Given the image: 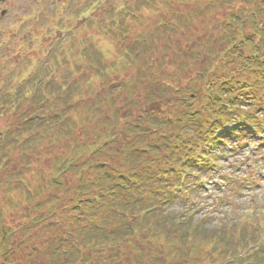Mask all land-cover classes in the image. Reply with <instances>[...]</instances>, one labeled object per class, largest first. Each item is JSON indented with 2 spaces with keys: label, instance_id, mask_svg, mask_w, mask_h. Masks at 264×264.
<instances>
[{
  "label": "trees",
  "instance_id": "1",
  "mask_svg": "<svg viewBox=\"0 0 264 264\" xmlns=\"http://www.w3.org/2000/svg\"><path fill=\"white\" fill-rule=\"evenodd\" d=\"M146 1L172 20L130 38L124 7L113 57L89 42L71 44L67 58L60 43L29 80L5 82L0 172L28 167L46 146L61 151L33 183L22 168L0 176V224L2 208L25 205L36 232L63 226L45 264H264V210L253 200L225 222L195 216L203 187L230 186L228 198L259 174L227 171L264 166V0H175V10ZM99 3L82 0L72 13ZM253 143L248 167L235 156ZM24 226L0 227L2 256Z\"/></svg>",
  "mask_w": 264,
  "mask_h": 264
},
{
  "label": "rangeland",
  "instance_id": "2",
  "mask_svg": "<svg viewBox=\"0 0 264 264\" xmlns=\"http://www.w3.org/2000/svg\"><path fill=\"white\" fill-rule=\"evenodd\" d=\"M81 1L6 0L0 2V12L6 10L5 15L0 16V94L5 89H9L5 82L10 83L11 87L19 85L20 81L29 80V77L35 73L36 66L49 60L46 56L59 40L62 41L61 46L63 49L62 53L60 49L58 53L62 56L66 55L67 58L72 52L69 48L71 44L77 47H86L89 42H92L95 51H107V55L113 57L116 49H119L116 35H114L115 27L113 23L118 12L124 7L129 10L124 21L133 25L126 28L127 35L130 38L143 34L148 29L155 31L159 28V24L167 23V19L172 20V18H169L170 15L165 13L166 8L164 6H152L151 1L146 0H140L141 2L137 7L134 6L136 0H100V5L93 6L87 14L76 16L72 12L79 9L78 2ZM147 2H150L152 7H147L145 5ZM155 2L159 3L158 0H155ZM175 2V0H171L173 10L177 6ZM110 5L114 6L113 12L109 10ZM189 7H193V5ZM102 18L106 20L105 25L101 23ZM162 30L160 31L164 34ZM82 61V59H77L79 63ZM64 67L68 68L69 65L66 63ZM14 72L17 77L12 78ZM125 106L124 100L118 101L119 109H124ZM156 107L161 108V105L158 104ZM8 115L6 113L0 116V130L5 129V123L10 117ZM258 145L259 143L251 144L249 149H245V153L242 152L236 155L235 158H241V155L243 157L245 155L244 163L250 167L251 161L247 160V155L253 154ZM54 150L51 151L46 146L40 156L37 158L32 157L29 161H26L29 162L28 167H20L22 164L17 162L0 172V176H5V173L15 168H22L26 170V172L23 171L26 179L33 183L37 178L46 176V171L51 163V154L60 152L61 146H57ZM253 170L259 174V178L254 181L253 186L245 187L246 189L240 192H235L233 189L228 198H223V196L229 193L230 186L222 187L219 184H210L203 187L200 194L196 196L198 201L200 200L202 203L197 208L195 216L198 217V215L207 212V214H211L208 216V220L213 221L214 224L216 221L225 222L227 214L239 216L240 211H246L249 207L248 202L251 200L254 201V206L258 212L264 210L263 165L256 164L250 168V171L245 170L244 165H242L235 168L233 172L227 171L226 174L231 173V176L236 175V178H241L244 174L253 173ZM215 189L218 191V196L223 203L215 204V197H217ZM45 197V195H42L39 200ZM3 209L6 215L1 221L0 227L2 225L6 227L25 226L9 242L10 251L5 255L6 257L0 253V264H36L37 262L45 264L48 258H52L51 253L53 250L49 247L51 243L50 236L55 235L56 230L61 229L60 227L63 226L57 224L56 227L55 225L50 227L48 231L40 230L36 232L28 219L24 217L28 209L27 206L24 205L19 209H9V211ZM234 209L242 210L232 214Z\"/></svg>",
  "mask_w": 264,
  "mask_h": 264
},
{
  "label": "water",
  "instance_id": "3",
  "mask_svg": "<svg viewBox=\"0 0 264 264\" xmlns=\"http://www.w3.org/2000/svg\"><path fill=\"white\" fill-rule=\"evenodd\" d=\"M5 13V11L2 12V15Z\"/></svg>",
  "mask_w": 264,
  "mask_h": 264
}]
</instances>
